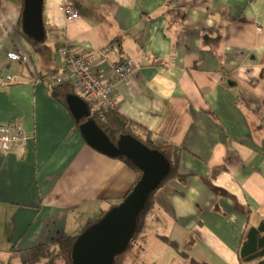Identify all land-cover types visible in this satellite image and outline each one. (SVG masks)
Here are the masks:
<instances>
[{"label":"crops","instance_id":"1","mask_svg":"<svg viewBox=\"0 0 264 264\" xmlns=\"http://www.w3.org/2000/svg\"><path fill=\"white\" fill-rule=\"evenodd\" d=\"M23 2L0 0V122L20 121L31 137L20 153H0V264H33L41 245L58 252L141 177L85 141L71 83L38 81L62 71L64 43L92 53L105 80L125 55L140 63L119 85L117 109L179 159L134 242L142 262L124 264H241V238L264 218V0H44L55 29L44 43L27 37ZM65 2L79 19H67ZM13 51L27 61L9 59Z\"/></svg>","mask_w":264,"mask_h":264},{"label":"water","instance_id":"2","mask_svg":"<svg viewBox=\"0 0 264 264\" xmlns=\"http://www.w3.org/2000/svg\"><path fill=\"white\" fill-rule=\"evenodd\" d=\"M43 3L44 0L23 2V29L36 41L46 37ZM67 104L90 146L107 156L126 158L141 171L139 181L123 201L86 227L72 246V264H115L116 257L130 246L150 195L170 175L172 165L161 150L149 147L131 134H120L112 141L93 118L88 102L79 95H69Z\"/></svg>","mask_w":264,"mask_h":264},{"label":"built area","instance_id":"3","mask_svg":"<svg viewBox=\"0 0 264 264\" xmlns=\"http://www.w3.org/2000/svg\"><path fill=\"white\" fill-rule=\"evenodd\" d=\"M63 11L69 21L81 17L73 2H65ZM63 69L60 72H47L38 78L48 87H59L69 82L74 93L90 105L91 110L104 108L117 109L115 93L121 84L130 82L132 75L140 68V63L129 55L123 56L113 69L111 79L97 75L92 64V53L74 51L67 43L59 48ZM13 61H27L28 57L17 51L8 53ZM3 80H12L11 74L1 73ZM31 138L20 121L0 122V153L18 154Z\"/></svg>","mask_w":264,"mask_h":264},{"label":"trees","instance_id":"4","mask_svg":"<svg viewBox=\"0 0 264 264\" xmlns=\"http://www.w3.org/2000/svg\"><path fill=\"white\" fill-rule=\"evenodd\" d=\"M21 22H22V19H21ZM45 31H46V37L42 41H36L32 37H30L26 32L25 33L27 37H29L33 41L37 43H44L47 40V37L49 36V34L54 32L55 29L45 25ZM92 116L97 121V123L109 134L112 141H116L118 135L120 134H131L132 136L141 140L143 143H145L149 147L155 148V145L152 142V140L145 137L144 134L139 133L136 130V128L132 126V123H130L129 120L118 111V109H112V108H104L102 110L92 109ZM76 123L79 126V123L78 122ZM122 159L127 161V163H129L133 168L139 170L126 158L122 157ZM169 160L172 165L171 173L164 180L162 185L170 178L178 175V164H179L178 156L176 155L175 157L171 159L169 158ZM223 169L224 167L222 166L219 168H216L214 170V175L218 174ZM157 190H155L150 195L146 208L140 214L139 226H138V229L132 241H134L137 238V236L142 232L144 228V218L147 212L151 209L152 205L155 202V194ZM162 238L164 240H168L167 237L163 236ZM75 239L76 238H71V239H66L64 241H61L59 244V249L61 250V252L60 250L58 252L51 250L50 253H47V250H48L47 245H41L40 247L31 249L30 252L33 257L34 263H38L42 259L49 257L48 263L46 262L44 264H55L54 262L55 259L60 257L62 252H64V254L67 255L68 257L71 256V250H72V246H73ZM169 243L176 245L175 241H169ZM238 256L241 261V264H246L245 262H254L253 264H264V218L261 220L258 226L252 225L247 228V230L245 231V234H243V237L241 238V245L239 248ZM189 264H209V263L205 261L197 260L193 257H190Z\"/></svg>","mask_w":264,"mask_h":264},{"label":"rangeland","instance_id":"5","mask_svg":"<svg viewBox=\"0 0 264 264\" xmlns=\"http://www.w3.org/2000/svg\"><path fill=\"white\" fill-rule=\"evenodd\" d=\"M139 235L137 236V238L134 241H131L130 246L127 248V250L125 252H123L117 256L115 264H124L127 261H129L130 258H133L132 263H141L142 262L139 258H137L138 256L134 257L132 255L133 247L135 249L134 242L137 241ZM131 250H132V252H131ZM48 261H49V257L42 259V261L40 263H33V264H44L46 262L48 263ZM54 262H55V264H72L71 256L68 257L67 255L64 254V252H62L60 257L56 258Z\"/></svg>","mask_w":264,"mask_h":264}]
</instances>
